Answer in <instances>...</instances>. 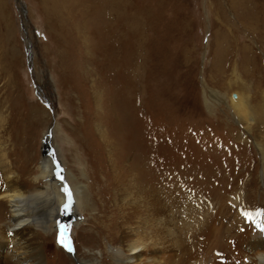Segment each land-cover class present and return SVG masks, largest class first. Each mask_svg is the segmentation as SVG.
<instances>
[{"label": "rangeland", "instance_id": "obj_1", "mask_svg": "<svg viewBox=\"0 0 264 264\" xmlns=\"http://www.w3.org/2000/svg\"><path fill=\"white\" fill-rule=\"evenodd\" d=\"M229 1H123L128 16L139 19L138 30L129 25L126 49L138 50L143 62L142 101L126 104L128 122L123 124L115 115L121 103L117 101L119 80L111 84L116 74L111 69L114 58L108 53L111 20H100L92 11L95 7L87 6L85 13H72L66 15L70 19L58 22L37 0H0V128L8 167L26 191L36 194L45 188L36 180L39 166L52 157L56 181L62 183L64 172L69 171L87 186L94 209L77 211L65 220L61 214L50 233L35 235L41 264H115L110 250L116 249L122 236L132 239L130 227L120 217L119 194L109 186L108 159L95 132L99 124L127 155L126 163L139 161L137 154L147 163L158 159V169H150L153 178L147 171L140 173L145 186L158 182L160 187H171L161 191L160 208L174 234L159 235L165 248L156 252V264H239L240 254L252 249L248 244L257 233L255 218L264 214L260 153L264 147V22L258 21L253 31L242 24L249 13L264 17V0H242L244 7L237 8ZM221 40L226 42L225 58L219 56ZM92 87L101 93L99 104L94 102ZM235 94L242 95L254 112L263 111V118L257 114L249 130L231 110L230 98ZM121 153L117 163L124 157ZM251 193L243 209L239 198ZM217 196L227 197L226 204L219 205ZM209 215L215 216L212 226L219 234L239 233L247 248L242 246V252L234 238L223 250L182 259L183 254L194 252L191 246L202 237L205 223L211 226ZM58 223L68 225L65 239L71 251L57 243ZM118 230L123 234L115 235ZM229 237L224 236L226 241ZM175 242L187 245L177 249ZM7 251L0 248V264H17L14 257L5 256Z\"/></svg>", "mask_w": 264, "mask_h": 264}, {"label": "bare ground", "instance_id": "obj_2", "mask_svg": "<svg viewBox=\"0 0 264 264\" xmlns=\"http://www.w3.org/2000/svg\"><path fill=\"white\" fill-rule=\"evenodd\" d=\"M123 1L124 0H37V2H39V4L46 11V13L52 16L58 22L64 19H70L69 17L66 18V15L72 17V13L73 15L76 14V16L81 12L82 14L85 13L86 12L85 8L87 6L95 7V9L94 10L92 9V11H94L95 15L99 17L100 20L102 19L103 21L105 19L111 20L113 26L111 36L113 37V40L110 39L112 43H111V47L108 48L109 50L108 53L109 56L114 58L113 59L114 66L111 69L115 70L114 72L116 73L114 76L111 77V84L113 86V84H116L115 79L119 80L117 86V90H118L117 101L120 100L121 103L117 105L119 110H116L115 107L117 113L115 115L118 116L117 118L120 117L119 119H121V122L124 124L128 122V111H129L128 108L130 107L127 106L128 108H125L126 104L129 105L128 102H130L132 104L138 105L142 101V81L140 80V78L143 70L142 69L143 62H141L140 54L138 50L135 51V53L134 52L130 53L129 50L126 49L125 44L126 43L128 44L129 42L128 40L129 25L133 23L134 27L138 30L139 25L137 22L139 19H135L138 17L131 18L128 16L126 8L125 6H123ZM231 1L232 0L229 1L230 5H232V7L236 6V8L239 7L240 5H243L244 2L242 0H237L236 2H231ZM263 19L264 17L261 18L260 15H257L256 13H249L248 18L244 19L245 24L242 25L243 27L247 25L248 27L252 28L251 31H253L254 25H257L258 21L264 22ZM74 20H78V19H74ZM100 20H97V22ZM100 24L102 26L101 22ZM97 27H99V25ZM77 28L78 25L76 24V30H75L76 32H77ZM98 30L101 31V29ZM105 38H107V36ZM222 40L221 42H219L218 45L219 48H221L220 49L221 52L223 51L222 49H225L224 50L225 52L226 42ZM99 52H101V50H99ZM224 52L219 54V56L224 57L223 54ZM228 52L231 53L230 51ZM244 57H245L244 64L247 65L249 63L246 62L247 60L249 61L248 55L245 53ZM222 64L223 63L219 65L221 71L222 68H224ZM101 82L102 81H100V83ZM92 88H93L92 95L94 97V102L96 101V103L98 102L100 103L101 93L95 87ZM112 98L114 97L112 96ZM230 99H231L230 107L232 108L231 110L234 111L233 114H235V116L237 117L238 122L241 123L245 129L249 130L251 127H253L252 125L254 123L257 114L262 116L263 111L254 112L251 109L252 106L250 105L251 107H249L246 99H244V97H242V95L240 94L231 95ZM113 100L114 99H112V101ZM96 108L99 109L100 105H96ZM140 109H142V107ZM102 118L104 119V117ZM112 122L111 125H113ZM108 124L110 123L108 122ZM103 126L101 124L96 125L95 132L98 140L101 142V145H103L105 156H107L108 159L109 168L106 170H108V172L110 173L109 186H112L114 188L113 190L116 192V195L117 193L119 194L117 196H119V200H120V211H121L120 217H122L124 221H126V224H128L127 226L130 227L128 234L130 237H132L131 240H125L124 239L125 236H122V238L118 240L119 243L116 249L110 250L111 258L114 262H116L115 264H156L158 260V255H156V252L163 253L162 251H164L165 248V243H163L162 240L158 239V237H160L159 235L163 233L169 235L170 232L174 234L173 225H169V226L165 225L166 224V222H164L165 219L163 220L162 218L164 209L160 208L161 191L164 189L166 190L171 189V187L170 188H168V186L164 188L162 186L160 187V184L156 181H155L156 183L154 184L151 183L150 185L145 186L146 184H144V182L141 181L140 173L141 171H147L149 172L148 177L151 174H153V172H150V169L151 168L154 170L156 168L158 169V165H159L158 159H156L155 157V159L147 163L144 160H140V155L137 154L136 156L139 157V161L136 160V162L133 163L132 162L129 164L126 163V161L128 160V158L126 157L127 155L125 156V154L120 152V149H118L114 144V142L112 141L113 139L111 140L110 137L108 136L109 133H106L105 130L106 128L104 129L105 126L104 127ZM115 129L117 130L116 127ZM119 153H121V155L124 156L121 159L122 161H119L121 162L120 164H118L119 162L118 163L116 162L118 161L117 155ZM260 153L262 159H264V147H262ZM46 158L47 159L42 160V163L39 166V175L36 177L37 181H41L44 183L45 188L43 191L38 192L36 194L29 193L22 186V182L21 179H19L18 174L11 172L8 167L9 162L8 160H6V149L3 142V130L2 127L0 128V210H1L0 241L4 242L0 245V248L8 249L7 251L8 253L5 256L14 257L16 259L17 264H41L42 261H40L39 259L40 256L38 257L40 250L38 247V241L36 239V236L38 232L45 234L50 233V230H52V228L55 227L54 224H56L55 222L57 218L60 217L62 214L63 205L65 203V195L64 193H60V187L63 186L64 188V186H67L68 189L71 190L72 201H73L72 209L68 212L67 216L65 214L63 215L62 220H65L67 218L71 219L70 217H75L77 211L80 210L83 213L94 210L90 203V195L87 186L83 184L80 185L77 182L76 178L72 176V174H70L69 171L64 172V181H67L69 185L64 181H62V183H58L55 177H53L52 175L54 170V167L52 166V160L50 159L52 157H46ZM52 159L54 160V158ZM148 164H149V168L147 167ZM233 190L234 188L232 189V192ZM226 196H228V193H226ZM251 197H253L252 193L248 195L244 194L242 197L239 198L243 209L247 208L244 199L250 200ZM226 198L222 199L220 196H217V201L219 205L220 204L221 206L223 204L225 205ZM6 206L8 208V211H5ZM258 208H260V206H258ZM217 211L216 213L219 212ZM88 213L91 214L90 212ZM208 219H209V224H211V226H209L207 222L205 223V228H203L205 232L201 230V232L205 233V235L203 233L199 234L202 236L200 240L196 241L194 244L191 243L192 244L191 249H194V252L183 254L181 256L182 259L190 260L193 257V255L195 256V254L201 251L203 252L210 250L213 251L216 249L223 250L224 248H226V246L229 245V242L230 244L233 243L231 242V239L234 238L238 239V243L241 248L240 250L242 252L244 250L242 246H244V248H247L246 243L240 240L242 238L239 236L240 235L239 233L233 234L234 233L233 232L230 235L229 234L230 232L229 233L227 232L228 236L230 237L226 241L224 238V236L228 237L226 235V232L219 234L212 226L215 222V216L209 215L207 220ZM255 219L256 220L254 223V227L257 232L256 235L252 236L253 239H250L247 236L248 234L245 235L251 240L249 241L250 244L248 245L251 246L252 249H250L249 252L245 251L243 254H240L241 259L239 261V264H264V238H263L264 236L262 237V232L259 231V229H262L264 226V214L256 217ZM239 223L241 225L240 221ZM242 228H244V226L241 225L240 230ZM117 229L119 228L117 227ZM233 230L231 229V232ZM40 233L38 235H40ZM114 233L115 235H118V233L120 235L123 234V232H121L120 230ZM204 236L205 238H203ZM258 237L262 240H258ZM178 243H176L177 249L184 248L187 245L186 243L183 242L181 244L179 243L180 245L178 246ZM7 263L5 262V264ZM81 264H86V262H83Z\"/></svg>", "mask_w": 264, "mask_h": 264}, {"label": "snow or ice", "instance_id": "obj_3", "mask_svg": "<svg viewBox=\"0 0 264 264\" xmlns=\"http://www.w3.org/2000/svg\"><path fill=\"white\" fill-rule=\"evenodd\" d=\"M56 175L62 181V177L60 176L59 171H57ZM63 191L65 195V203L63 205L62 214H67L72 209L73 206L72 194L67 186H64ZM68 230H69L68 225H61L59 223L57 224V243L66 250L71 251V248L65 239Z\"/></svg>", "mask_w": 264, "mask_h": 264}, {"label": "water", "instance_id": "obj_4", "mask_svg": "<svg viewBox=\"0 0 264 264\" xmlns=\"http://www.w3.org/2000/svg\"><path fill=\"white\" fill-rule=\"evenodd\" d=\"M61 192H63V189H61Z\"/></svg>", "mask_w": 264, "mask_h": 264}]
</instances>
